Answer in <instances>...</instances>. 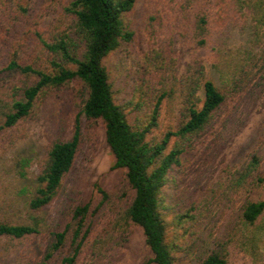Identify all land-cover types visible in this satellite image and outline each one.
Wrapping results in <instances>:
<instances>
[{"label": "rangeland", "instance_id": "rangeland-1", "mask_svg": "<svg viewBox=\"0 0 264 264\" xmlns=\"http://www.w3.org/2000/svg\"><path fill=\"white\" fill-rule=\"evenodd\" d=\"M72 1L0 0V65L17 52L20 62L52 71L54 56L40 45L38 34L51 41L69 32L73 15L67 8ZM173 3L137 0L134 10L125 16V23L135 32L134 39L105 60L118 104L132 100L133 94L138 98L141 87L151 103L164 91L169 93L156 136L182 118L180 87L191 61L189 21L176 8L171 11ZM253 40L250 29H230L201 55L217 54L220 68L230 75L236 65L251 61L247 60L250 50L253 56L259 52ZM253 80L246 110L235 120L237 128L228 126L219 135H207L184 155L183 166L172 171L178 181L165 190L167 218L172 222L176 213L188 216L169 227L176 264H201L223 240L228 242L232 264H264V219L253 229L236 228L238 199L232 201L225 195L224 184L228 168L249 160L254 152L264 157V80L260 84L258 78ZM79 91L78 83L47 88L31 116L0 144V222H39L43 233L21 240L0 237V264H43L49 234L59 227L64 209L82 205L89 206L86 228L90 241L79 264H91L95 259L89 250L91 242L131 202L133 193L126 185L125 172L112 169L115 159L102 125L89 122L81 113L82 98L76 97ZM77 124L81 139L78 163L55 202L41 212H30L27 204L50 146L56 140H71ZM130 231L128 243L112 251L101 264H142L150 256L142 230L134 226Z\"/></svg>", "mask_w": 264, "mask_h": 264}, {"label": "trees", "instance_id": "trees-1", "mask_svg": "<svg viewBox=\"0 0 264 264\" xmlns=\"http://www.w3.org/2000/svg\"><path fill=\"white\" fill-rule=\"evenodd\" d=\"M136 2L73 0L67 8L73 15L69 32L51 41L38 34L40 45L54 56L50 61L52 71L36 63L20 62L17 52L4 66L0 65V144L31 116L47 88L78 83L76 97L82 98L81 113L89 122L102 125L115 159L112 169L125 172L126 185L133 193L131 202L91 242L89 250L95 257L91 264H101L112 251L123 248L134 226L142 230L150 252L142 264H176L169 227L188 216L176 213L172 222L167 218L165 190L178 181L172 171L183 166L184 155L207 135H219L228 126L230 130L237 128L235 120L246 110L250 84L253 79L258 78V83L264 80V0H173L171 11L176 8L189 21L191 61L180 87L182 118L175 127L154 135L169 93L164 91L151 103L141 87L138 98L133 94L132 100L118 104L105 65L113 52L135 37L125 16L134 10ZM230 29H250L259 52L253 56L250 50L247 60L251 61L236 65L229 75L220 68L217 54L209 53L204 58L201 53L216 46L219 36ZM80 141L77 124L71 140L52 143L27 204L30 212H41L58 198L66 177L78 163ZM226 172L225 195L239 203L235 227L253 229L264 219V157L254 152L249 160ZM88 212V205L64 209L59 227L49 234L43 264H79L90 241ZM42 234L39 222H0V237L21 240ZM201 264H232L227 240L217 243Z\"/></svg>", "mask_w": 264, "mask_h": 264}]
</instances>
